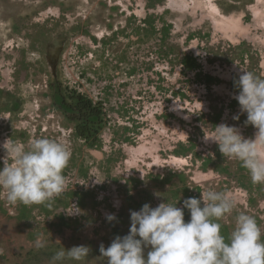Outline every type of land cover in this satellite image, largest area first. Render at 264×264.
<instances>
[{
	"label": "rangeland",
	"instance_id": "374dc122",
	"mask_svg": "<svg viewBox=\"0 0 264 264\" xmlns=\"http://www.w3.org/2000/svg\"><path fill=\"white\" fill-rule=\"evenodd\" d=\"M194 1L184 12L170 0H0V168L6 142L48 138L70 154L51 202L11 204L0 189V264H50L78 245L90 248L79 264H107L100 246L129 234L131 211L168 201L188 222L183 200L209 190L237 201L218 221L225 238L239 212L264 233V185L204 140L221 123L255 137L233 96L240 69L264 78V0H211L222 15ZM53 81L102 106L95 141L54 107Z\"/></svg>",
	"mask_w": 264,
	"mask_h": 264
},
{
	"label": "clouds",
	"instance_id": "9594fccd",
	"mask_svg": "<svg viewBox=\"0 0 264 264\" xmlns=\"http://www.w3.org/2000/svg\"><path fill=\"white\" fill-rule=\"evenodd\" d=\"M235 86L239 93L233 98L240 113L247 114L245 126L257 129L254 139L244 138L238 127L221 123L204 140L218 144L223 157L240 161L253 184L264 185V78L240 69ZM232 118L238 121L240 115ZM5 145L0 189L7 190L9 203L45 204L65 191L63 170L70 154L64 143L39 138L31 141L27 150L20 144L11 148ZM183 205L190 210L188 222L183 208L168 201L156 207L146 203L139 211H131L129 234L116 236L108 247L101 244V256L107 264H264V233L253 216L239 212L229 236L221 234L218 221L238 207L227 192H201L199 199H184ZM106 219L111 222L117 218L107 214ZM42 246L38 239L37 247ZM146 247L151 250L145 259ZM89 252L85 245L62 248L54 253L50 264H79Z\"/></svg>",
	"mask_w": 264,
	"mask_h": 264
},
{
	"label": "trees",
	"instance_id": "16d2710c",
	"mask_svg": "<svg viewBox=\"0 0 264 264\" xmlns=\"http://www.w3.org/2000/svg\"><path fill=\"white\" fill-rule=\"evenodd\" d=\"M51 98L54 107L59 110L65 118L75 123V134L86 142L95 141L101 130L105 113L100 104H94L84 94L73 91L65 94L61 83L53 81L50 85ZM15 109L19 102H14Z\"/></svg>",
	"mask_w": 264,
	"mask_h": 264
},
{
	"label": "bare ground",
	"instance_id": "6f19581e",
	"mask_svg": "<svg viewBox=\"0 0 264 264\" xmlns=\"http://www.w3.org/2000/svg\"><path fill=\"white\" fill-rule=\"evenodd\" d=\"M170 2H171L172 7L176 8V9L173 8L174 10H176V11H183L184 10V12H185V10L191 6V3H194L195 1L194 0H191V1H189V0H170ZM208 9L210 10V12L212 14L222 15L218 6L214 3H212V1L208 3Z\"/></svg>",
	"mask_w": 264,
	"mask_h": 264
},
{
	"label": "water",
	"instance_id": "95a60500",
	"mask_svg": "<svg viewBox=\"0 0 264 264\" xmlns=\"http://www.w3.org/2000/svg\"><path fill=\"white\" fill-rule=\"evenodd\" d=\"M60 48H61V40L60 38H56L53 41V46L49 48V52L51 55L56 57L58 55V51L60 50Z\"/></svg>",
	"mask_w": 264,
	"mask_h": 264
}]
</instances>
